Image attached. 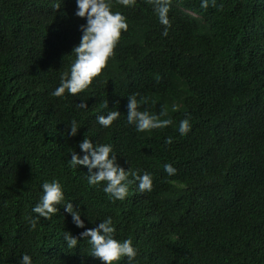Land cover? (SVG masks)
Instances as JSON below:
<instances>
[{
    "label": "trees",
    "instance_id": "16d2710c",
    "mask_svg": "<svg viewBox=\"0 0 264 264\" xmlns=\"http://www.w3.org/2000/svg\"><path fill=\"white\" fill-rule=\"evenodd\" d=\"M200 4L170 0L162 35L150 0H112L128 23L114 55L84 91L54 97L85 22L75 0H0V264H18L22 253L32 264H101L62 204L30 224L40 186L53 178L85 227L112 217L114 237L137 249L135 264H264V0ZM132 93L140 110L172 123L136 132L126 120ZM110 110L119 117L100 126L96 116ZM185 117L191 128L180 135ZM73 119L78 133L67 136ZM83 136L111 144L129 180L151 173V191L133 180L124 200H111L103 182L89 186L86 167H69ZM65 230L78 238L74 249Z\"/></svg>",
    "mask_w": 264,
    "mask_h": 264
},
{
    "label": "clouds",
    "instance_id": "9594fccd",
    "mask_svg": "<svg viewBox=\"0 0 264 264\" xmlns=\"http://www.w3.org/2000/svg\"><path fill=\"white\" fill-rule=\"evenodd\" d=\"M121 6H129L134 0H117ZM159 23L164 26L162 35H167L170 21L168 11L170 0H150ZM208 0H201L200 6L206 8ZM74 14L83 18L84 23L79 25L80 38L72 49L74 59L66 71H62L58 85L51 91L54 97H63L68 94L76 95L84 91L105 68L109 59L114 55V48L120 39L121 32L127 31L128 23L126 17L120 11L112 10V0H75ZM59 7V5H56ZM137 94L127 96L126 120L128 124L134 125L136 132L162 128L172 123L170 119H160L157 114L140 110V101ZM147 98L141 97V100ZM119 102V101H117ZM79 108L87 107L85 101L80 100ZM107 107V102H105ZM175 110L176 106H172ZM167 109L163 106L159 116H164ZM120 115L119 110H110L106 114L96 116V122L102 127H109ZM191 124L188 117L178 122L177 131L185 135ZM78 122L73 119L67 124V136H75L78 133ZM166 143L171 142V137L165 138ZM79 152L70 153L69 167L77 168L84 166L87 169V184L89 186H101L102 191L111 200H124L128 195L129 184L136 182V188L140 192L151 191L152 175L147 171L139 174L131 173L133 180L128 179V171L118 164L117 156L112 145L108 143L94 144L87 136H83L78 142ZM163 169L168 175L176 172L169 163H164ZM41 194L37 202L31 208V212L37 215L30 218V224L35 227L39 218L49 219L59 209L57 205H63L64 211L71 216L72 223L82 228L79 237L86 239L88 253L98 258L101 264H119L121 259L126 258L128 264H135L137 249L133 246L131 239H116V231L111 216H106L93 227H85V220L81 218L80 205H73L71 200L65 199L64 190L59 180L53 178L41 184ZM86 217V216H85ZM87 218V217H86ZM63 240L68 249H74L78 244V238L70 231L63 232ZM18 264H32V258L27 253H22Z\"/></svg>",
    "mask_w": 264,
    "mask_h": 264
},
{
    "label": "bare ground",
    "instance_id": "6f19581e",
    "mask_svg": "<svg viewBox=\"0 0 264 264\" xmlns=\"http://www.w3.org/2000/svg\"><path fill=\"white\" fill-rule=\"evenodd\" d=\"M151 103V102H150Z\"/></svg>",
    "mask_w": 264,
    "mask_h": 264
}]
</instances>
